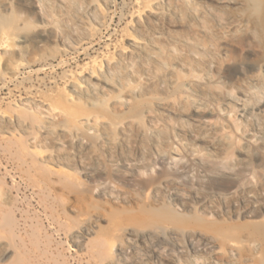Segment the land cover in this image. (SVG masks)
Segmentation results:
<instances>
[{
	"label": "rangeland",
	"instance_id": "1",
	"mask_svg": "<svg viewBox=\"0 0 264 264\" xmlns=\"http://www.w3.org/2000/svg\"><path fill=\"white\" fill-rule=\"evenodd\" d=\"M0 32V264H264V0H0Z\"/></svg>",
	"mask_w": 264,
	"mask_h": 264
},
{
	"label": "bare ground",
	"instance_id": "2",
	"mask_svg": "<svg viewBox=\"0 0 264 264\" xmlns=\"http://www.w3.org/2000/svg\"><path fill=\"white\" fill-rule=\"evenodd\" d=\"M227 1V0H225ZM21 24V23H20ZM10 26V25H9ZM2 32V31H1ZM0 32V37L2 36ZM43 32V31H42ZM41 34V33H40ZM11 37L13 40V43L17 46V50H21V48H23L24 45H26L30 40L28 36L22 35L21 32H18L17 29L12 30L11 32ZM132 37V36H131ZM1 39V38H0ZM37 46H44L45 45V40H47L46 37H44L43 35H41L39 38H37ZM12 44V43H11ZM13 45V44H12ZM36 46V45H35ZM18 53V52H17ZM1 73V72H0ZM3 75V74H2ZM68 99L72 102L77 100L76 95L70 93V91H68ZM66 93V92H65ZM65 100V99H64ZM100 116L96 115V114H78L76 116L75 119V128L76 130H78L77 132H80L79 130L83 129L84 127H89L92 124H96L100 122ZM204 159V156H203ZM53 168V167H52ZM53 170V169H52ZM60 170V169H59ZM58 170V171H59ZM61 171H63V169H61ZM62 173V172H61ZM54 175V174H53ZM62 175V174H61ZM53 177V176H52ZM57 184V183H56ZM99 218V217H98ZM82 221V223L84 225H88L89 227H87V231L88 233H90L91 231H93V227L96 226L95 222H96V215L95 214H88V215H84L81 217L80 222ZM86 227V226H85ZM156 230V229H154ZM158 231V230H157ZM148 232V231H147ZM151 232V231H150ZM159 232V231H158ZM146 233V231L144 230H138V229H134L129 225H119V227L115 228L111 234L110 237V245L112 246L111 249H116L117 245L120 244H124L126 243V241L130 242L131 240H133L132 238L134 237H140V236H144V234ZM155 234V232H153ZM161 233V231H160ZM150 234V233H148ZM136 239V238H135ZM209 242V241H208ZM122 243V244H121ZM211 243V242H210ZM108 246V245H107ZM12 251L11 248H8L5 250L3 255H8L10 252ZM111 262V260H110ZM108 263V264H115V262L113 263Z\"/></svg>",
	"mask_w": 264,
	"mask_h": 264
}]
</instances>
